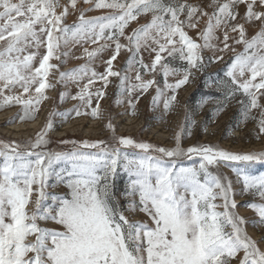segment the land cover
I'll use <instances>...</instances> for the list:
<instances>
[{
  "label": "snow or ice",
  "instance_id": "snow-or-ice-1",
  "mask_svg": "<svg viewBox=\"0 0 264 264\" xmlns=\"http://www.w3.org/2000/svg\"><path fill=\"white\" fill-rule=\"evenodd\" d=\"M77 3L0 0V109L22 105V118L34 119L47 99L46 89L55 87L49 83V75L59 71L60 65L51 61L65 62L62 57H69L70 52L61 50L77 44L98 45L91 51L83 48L89 63L108 49L112 54L103 73L88 64L60 72L61 82L87 78L72 99L82 101L91 111L73 109L76 116H101L98 101L106 95L109 77L119 78L121 92L133 97L156 83L157 71L172 92L164 104L171 109L177 100L175 93L190 82L194 72L207 66L203 49H214L209 62L215 63L223 60L225 52H235L233 45L243 44L244 51L228 66L230 87L225 86V98H233L237 92L244 95L247 103H240L247 113L260 110L257 138L264 134V104L260 103L264 98V0H214L211 13L187 0H84L91 5L87 11H112L86 17L81 8L78 23L68 25L67 17L77 10ZM240 6L245 9L243 15ZM149 14L148 24L126 35L130 22ZM205 16L208 23L200 34V44L185 29L196 28ZM257 22L261 30L249 38L245 24ZM220 28L224 29L223 47L211 43L218 39L215 32ZM229 32L237 35L230 37ZM121 38L127 43H121ZM142 49L154 55L150 63L144 62ZM123 50L131 56L122 73L114 70L113 62ZM169 58L186 64L177 69ZM134 66L139 69L136 83H129L127 72ZM143 73H152L153 78L145 80ZM170 75L180 78L168 83ZM97 81L103 82L101 88L89 91ZM156 91L153 105L163 95L159 87ZM93 96L97 99L94 107ZM138 100L135 95L127 101L133 115ZM249 118L257 120L256 116ZM107 126L115 132L111 122ZM52 128L49 118L34 140L23 145L0 141V264H233V260L236 264H264V251L247 234L246 221L235 211L232 181L219 169L222 163L264 162V151L233 153L208 144L184 148L180 143L183 130L172 148L114 136L117 146L102 140L62 141L72 143L74 150L40 151L50 142L47 136ZM127 148L140 151L130 153L124 150ZM184 156H199V167L178 166V159ZM117 169L129 175L124 192L127 209L118 206L113 191ZM233 171L242 179L244 191L254 190L264 200V176H250L239 168ZM53 179L68 191L63 195L48 192ZM250 207L258 214V224L264 225V203ZM125 212L144 213L149 222L134 221ZM41 222H53L61 230L41 226Z\"/></svg>",
  "mask_w": 264,
  "mask_h": 264
},
{
  "label": "rangeland",
  "instance_id": "rangeland-1",
  "mask_svg": "<svg viewBox=\"0 0 264 264\" xmlns=\"http://www.w3.org/2000/svg\"><path fill=\"white\" fill-rule=\"evenodd\" d=\"M69 0H60L61 4H67ZM179 2V0H174ZM223 2V0H220ZM195 6H199L204 11L211 13L214 0H187ZM91 5L84 3V0H78L77 10L67 17L66 23L72 25L78 23L80 15L79 9H85L86 17H95L105 14H110L112 10L101 9L96 11H87ZM239 12L244 14L245 9L240 6ZM183 19V17H182ZM239 19V18H238ZM151 15L140 16L137 21L130 22L125 29L126 35L130 34L134 29H137L150 22ZM244 23L243 20L239 21ZM208 17H202L198 21L196 28L185 30L188 34L197 41L203 44L200 34L206 28ZM247 36L250 38L255 36L260 30L259 23L245 24ZM224 29L220 28L215 32L217 40L211 41L212 44L223 47ZM237 33L229 32L230 37H235ZM100 43H103L101 41ZM121 43L127 41L121 38ZM233 42L230 39L229 44ZM98 45L93 44H77L71 46L70 49H62L61 51H69L70 55L67 58L62 57L65 62L53 60L54 64L60 65L59 71L53 70L49 75V83L54 84V88H48L45 91L47 99H45L35 114L34 119L23 117L22 105L7 106L0 109V141L11 142L15 141L22 145L30 140H34L47 123L49 118L53 125L52 130L48 133L47 139L50 141L46 146L39 149L40 151H58L71 152L74 150L72 143H61L62 141H76L78 144L87 140L89 142L105 141L110 146H117L113 137H131L138 142L150 143L157 147L172 148L176 145V135L181 133V146L188 148L197 144L215 145L221 149L233 153H248L264 151V134L257 138L259 131L258 119L260 116L259 109H253L251 113H247L240 101L247 103V98L237 92L233 98L226 99V85L230 87V78L227 76L228 66L233 58L244 51V45H233L235 52L227 51L223 54V60L219 62H209L214 49L206 48L201 51V55L206 63L203 71L194 72V76L190 77V82L182 86L175 94L177 100L174 102L171 109H165L164 104L168 97L172 95L170 89L165 87L162 73H155L156 83L143 94L136 93L139 96L136 104L135 115L131 114V109L127 103L130 97L126 92H121L119 88L120 80L117 77H109L107 88L104 89L106 95L100 99L99 106L101 116L93 118L91 115L76 116L73 109L79 108L82 112H90L91 109L82 104L78 99H72L77 95L87 83V78L82 81L73 82L65 80L61 82L60 72H69L73 69H78L81 66L88 64L90 68L98 73H103L106 70L107 59L112 54V49L106 50L99 58L89 63L87 56L83 52V48L87 47L90 51ZM43 51V49H42ZM145 63H150L154 58L149 56L143 49L141 50ZM131 53L126 50L121 51L117 60L113 62V68L116 71L124 72L126 65L130 59ZM171 60V58H169ZM186 61L179 59L171 60V66L181 69L185 66ZM139 69L134 66L132 70L127 72L131 78L129 83H136L135 75ZM182 75V73H181ZM145 80L152 79V73H143ZM179 76H169L168 83H174ZM102 81H97L94 85L89 86V91L95 93L102 86ZM157 87H159L163 95L159 101L153 105V98L157 96ZM119 94V95H118ZM260 103L264 104V98H261ZM97 104V99L93 96L92 106ZM67 114V115H66ZM2 115V117H1ZM42 115L43 121L33 129H28L19 133H15L6 128L9 125H26L35 121ZM256 116L257 120L249 118ZM187 118V119H186ZM194 121V124H193ZM111 122L115 127V132L108 128V123ZM96 123V124H95ZM190 133V134H189ZM84 151L95 152L97 149H83ZM130 153H139L140 150L127 148L124 149ZM156 155V153H153ZM201 163L199 156L180 157L177 161L178 166L198 168ZM231 166L221 164L220 171L231 179L234 199L237 204L236 212L246 221L244 228L247 234L256 242L261 251H264V225L258 224V214L250 207L251 204H261L264 200L252 192L244 191L242 179L237 177L233 168H239L250 176H264V162L257 161L250 164L240 162H229ZM62 165H57V168ZM210 171L215 172V167H210ZM129 175L122 169H117V174L113 178V191L116 193V201L121 209H127L129 200L124 196L125 190L129 185ZM53 187L47 189L48 192L63 195L68 189L65 185H57L55 180H50ZM35 199V195L33 196ZM138 199V197H137ZM50 202V201H49ZM221 203V201H216ZM30 210L32 206L30 205ZM218 211H223L222 208ZM130 219L134 221L149 222L148 217L141 212L129 213L125 212ZM41 226L55 230H61V226L48 222H41ZM243 256V252L239 253ZM233 264L236 261L233 260Z\"/></svg>",
  "mask_w": 264,
  "mask_h": 264
},
{
  "label": "bare ground",
  "instance_id": "bare-ground-1",
  "mask_svg": "<svg viewBox=\"0 0 264 264\" xmlns=\"http://www.w3.org/2000/svg\"><path fill=\"white\" fill-rule=\"evenodd\" d=\"M2 117V115H1ZM43 121V117L42 115L40 117H38L35 121L29 123L28 127L26 125H9V126H6V128L10 131H13L15 133H19V132H22V131H26L28 130L29 128L30 129H33L35 128L37 125L41 124ZM96 124V123H95Z\"/></svg>",
  "mask_w": 264,
  "mask_h": 264
}]
</instances>
